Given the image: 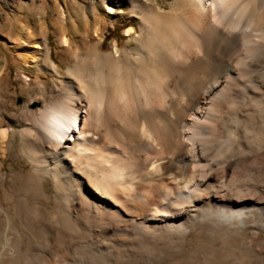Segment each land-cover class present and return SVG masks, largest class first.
<instances>
[{"label":"bare ground","instance_id":"obj_1","mask_svg":"<svg viewBox=\"0 0 264 264\" xmlns=\"http://www.w3.org/2000/svg\"><path fill=\"white\" fill-rule=\"evenodd\" d=\"M133 6L148 8L128 47L104 50L96 25L62 74L40 31L38 73L23 65L19 83L35 94L19 106L0 87V264L137 238L182 246L162 264H264V0ZM214 41L247 56L214 55Z\"/></svg>","mask_w":264,"mask_h":264},{"label":"rangeland","instance_id":"obj_2","mask_svg":"<svg viewBox=\"0 0 264 264\" xmlns=\"http://www.w3.org/2000/svg\"><path fill=\"white\" fill-rule=\"evenodd\" d=\"M110 1L0 0V68L4 72L3 78L0 79V87L5 89L7 84L11 82L10 92L16 91L15 87L17 88L16 103L19 106L23 105L28 97L35 94L33 90H21L19 83L23 79L21 72L25 69L23 65H27V69H25L27 73H38L37 66L41 64V61L37 59L33 62V53L38 54L39 51L34 52V50L29 48L35 44V41L30 37L36 36L40 31L43 32V38L38 40L42 45L41 52L44 51L45 36L51 47L52 58L56 61L63 74L67 68L63 60H71L72 51L76 45H80L86 30L89 31V34H92L96 25L101 26L103 31L101 36L104 37V50H110L115 40L119 42L120 47H128L127 28L133 27L139 31L141 18L144 16L146 8H148H134V3L147 1L149 4L160 6L164 11H169L171 4L174 2V0H126V3L115 4L111 12H108ZM65 32L71 39L70 47L63 46L61 42ZM96 40L91 35V42ZM66 47L69 49L67 50ZM230 47L222 41H214L212 51L214 55H229L234 51ZM22 48L25 49L23 50ZM240 51L232 53L233 58H235V64H237L236 60L239 57L245 56L246 58L247 56L245 48L240 49ZM16 53L17 56L15 55ZM239 54L240 56H238ZM26 55L29 56L27 57ZM263 60L264 57H261L258 61ZM43 74L49 79L52 78L50 71L45 70ZM35 105L37 104H32V106ZM3 119L7 125L11 124V121L5 115ZM15 147L14 145L10 149V155L16 152ZM10 160L0 158V173L7 170ZM242 180L250 183L253 181L252 184L258 185L252 175L247 174ZM135 240L132 243L123 245L102 242L105 245L98 243V247L92 245L93 243L90 241L82 242L69 255L64 250L56 251L53 255V264H95L96 262L93 261L96 256H103L114 250H123L125 253L119 257L118 264H124V261L128 260L130 261L129 264H162L166 257L170 255L179 256L181 254L182 246L173 242L165 246L166 244L163 245L157 241L146 242L139 238ZM34 253H39V249H35ZM89 258L91 259L89 260ZM62 260L64 262H60Z\"/></svg>","mask_w":264,"mask_h":264}]
</instances>
